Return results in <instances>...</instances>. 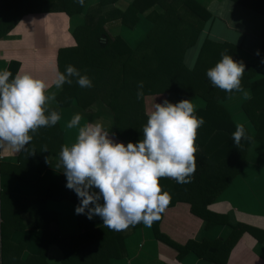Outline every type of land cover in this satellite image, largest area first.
<instances>
[{"label":"trees","instance_id":"16d2710c","mask_svg":"<svg viewBox=\"0 0 264 264\" xmlns=\"http://www.w3.org/2000/svg\"><path fill=\"white\" fill-rule=\"evenodd\" d=\"M117 1L98 0L92 4V0H83L81 4L78 0H44L42 6L45 8L27 10L22 7L21 0H13L0 14V37L13 29L28 12L54 10L73 18L83 15L84 24L74 32L76 46L60 50L58 62L61 73L65 72L66 66L72 65L92 81V87H80L78 78L72 77L71 84L63 85L60 102L65 105L67 101L70 105L76 101L81 107L103 102L112 111L116 135L126 144H135L142 139L143 128L155 104H162L170 96L181 101L191 100L195 115L205 121L198 129L195 142L198 149L195 153L196 171L190 183L180 184L174 179L161 178L160 185L162 191L171 195L167 208L185 203L195 216L205 221L207 227L227 223L226 216L215 213L210 206L222 198L250 167L248 152L258 141L255 131L264 125V77H258L255 64L238 55L241 45L212 39L216 18L199 0H135L125 12L116 11L117 15L112 17V11L106 13L104 8ZM229 1L264 15V0ZM148 11L146 16L152 27L137 46L128 44L120 35L112 37L109 34L108 23L119 21L120 26L134 29L140 23L141 15ZM262 43L259 58L264 57V31ZM222 53L244 63L243 91L225 92L214 87L208 79L207 71L222 59ZM18 69V63L10 68L13 78ZM141 82L143 96L138 99ZM247 90L250 97L242 102V110L253 129L244 126L250 140L242 141V147L237 148L232 138L237 124L226 102ZM49 147L54 148L53 152L61 151L58 141ZM66 184L64 175L50 188L48 196ZM66 193L76 206L80 204L74 191ZM162 218L163 214L152 224L154 235L175 246L180 253L179 260L190 252L203 256L206 241L201 244L190 241L184 246L174 243L160 231ZM142 224L124 231L109 230L101 225L77 236L57 238L65 253L64 263L108 264L111 258H122L127 255V239ZM240 229L244 232L249 227Z\"/></svg>","mask_w":264,"mask_h":264},{"label":"crops","instance_id":"0c3cea01","mask_svg":"<svg viewBox=\"0 0 264 264\" xmlns=\"http://www.w3.org/2000/svg\"><path fill=\"white\" fill-rule=\"evenodd\" d=\"M1 1L0 14L13 0ZM97 1L92 0V4ZM134 1L118 0L104 10L106 13L112 11L111 16L114 17L116 11L125 12ZM199 1L209 9L213 3H229L221 16L212 12L216 22L211 37L218 42L241 45L238 55L255 64L258 77H264V57H258L263 46L264 15L229 0ZM21 2L27 10L45 8L42 6L44 0ZM147 13L149 11L141 15L140 23L134 29L120 26L119 21L108 23L109 34L112 37L120 35L128 44L137 46L152 27ZM84 22L83 15L73 18L65 12L54 10L28 12L13 29L0 37V70H10L12 66L14 68V63H18V72L29 73L45 81L49 85L47 94L55 93V100L49 101L46 108L49 112L57 111L61 116L55 126L41 127L35 133H30L33 138L30 144L25 145L26 150L17 153L8 147L0 149V153L5 156L2 167L4 194L3 217L0 219V264H66L64 250L57 238L77 236L103 225L98 216L89 220L87 213H75L77 206L67 197L66 192L71 190L66 185L48 196L50 188L64 176L63 167H57L60 153L53 152L54 146H49L58 141L62 148L76 141L78 129L66 127L75 114L82 116L81 126L99 122L116 143L127 145L116 135L112 111L103 102L98 101L88 107H81L76 101L70 105L66 101L65 105H61L63 86L57 88L54 84L56 70L60 72L59 52L76 46L74 32ZM165 100L172 104L181 101L175 96ZM231 100L226 102L228 109ZM232 118L236 124H243L252 131L247 116ZM262 120L264 122V117ZM263 126V130L260 128L255 131L260 141L254 144L260 146L254 150L255 153L264 151ZM55 134L57 136L54 138ZM45 146L47 151H51L50 154L45 155L46 152H43ZM250 161L253 162L250 166L254 167L248 168L242 177L244 179L234 183L230 189L229 195H238L240 203L234 204L224 198L226 192L210 206L215 213L226 216L227 223L207 227L205 221L195 216L185 203L167 208L163 213L160 231L182 246L190 241L198 244L206 241L203 256L190 252L179 260L180 253L175 246L159 240L152 226L142 224L127 239V255L111 258L108 264H264V164L256 165L254 160ZM237 186L245 187L243 193ZM242 226L255 232L249 229L241 232Z\"/></svg>","mask_w":264,"mask_h":264},{"label":"clouds","instance_id":"9594fccd","mask_svg":"<svg viewBox=\"0 0 264 264\" xmlns=\"http://www.w3.org/2000/svg\"><path fill=\"white\" fill-rule=\"evenodd\" d=\"M78 2L82 4L83 0ZM221 56L206 73L211 84L228 93L243 91L244 63L225 53ZM72 77L78 78L80 87H92V81L72 65L66 66L64 73L56 70L55 87L71 84ZM48 88L45 81L29 73L18 72L13 78L9 69L0 70V149L24 151L33 138L30 133L60 121L57 111L46 108L49 101L55 100V93L47 94ZM138 89L139 99L143 96L142 82ZM195 112L191 100L155 104L142 139L126 146L110 138L99 122L81 126L82 116L75 114L66 127L78 129L76 141L62 146L57 164L64 169L66 187L80 200L75 213H87L89 220L98 216L104 227L113 231H124L140 223L151 227L159 221L171 202V195L162 191L160 179L186 184L196 171L195 142L205 121ZM232 138L237 148L242 147V141L250 140L243 124L236 125ZM43 152H47L46 146Z\"/></svg>","mask_w":264,"mask_h":264},{"label":"rangeland","instance_id":"374dc122","mask_svg":"<svg viewBox=\"0 0 264 264\" xmlns=\"http://www.w3.org/2000/svg\"><path fill=\"white\" fill-rule=\"evenodd\" d=\"M228 5H229V3H227V2H221V3H213L212 5H211V7H210V10L214 13V14H216V15H219V16H221L223 13H224V11L226 10V8L228 7ZM246 93H247V96H243V97H241V95H245V92H242V93H239V94H237L232 100H231V104H230V106H229V111H230V113H231V115L232 116H234V118H236V119H238V117L241 115V116H243V117H245L246 115H245V113L243 112V110H242V102H244L245 100H247L248 98H249V96H250V93H249V91L247 90L246 91ZM258 142H260L259 140H258ZM260 146L258 145V144H256V145H254V146H252L251 148H250V151L248 152V156H249V159L251 160H254L255 162H256V165H258L259 163H261V164H264V154H263V152L264 151H262V152H260V151H258L257 153H255V149H257L258 150V148H259ZM260 152V153H259ZM259 153V154H258ZM249 160V163L252 165L253 164V162L252 161H250ZM252 167H254V166H250L249 167V169H251ZM242 179H244V178H239L237 181H240V180H242ZM237 181H235L234 183H236ZM233 183V184H234ZM233 187V185H231V187L229 188V190L227 191V193L225 194V196H223L224 198H228L230 201H232L234 204H239L240 202H239V197H238V195H229V194H231L230 193V189ZM238 188V190L241 192V193H243L242 192V190H244L245 189V187H242V186H237ZM242 205V204H241ZM257 209H259L257 206H255ZM256 210V209H255ZM258 213H260V212H258Z\"/></svg>","mask_w":264,"mask_h":264},{"label":"built area","instance_id":"2783aa9c","mask_svg":"<svg viewBox=\"0 0 264 264\" xmlns=\"http://www.w3.org/2000/svg\"><path fill=\"white\" fill-rule=\"evenodd\" d=\"M1 2V0H0ZM4 154L0 153V219H2V203H3V185H2V167L4 161Z\"/></svg>","mask_w":264,"mask_h":264}]
</instances>
